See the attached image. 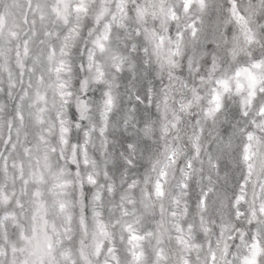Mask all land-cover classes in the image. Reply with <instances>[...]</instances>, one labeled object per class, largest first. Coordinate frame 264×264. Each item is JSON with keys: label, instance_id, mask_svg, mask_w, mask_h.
<instances>
[{"label": "snow or ice", "instance_id": "6c2138e0", "mask_svg": "<svg viewBox=\"0 0 264 264\" xmlns=\"http://www.w3.org/2000/svg\"><path fill=\"white\" fill-rule=\"evenodd\" d=\"M181 3L190 19L184 31L173 37L169 24L178 17L165 0H145L143 6H130V0H0V258L7 264H261L264 104L260 101H264V56L246 51L244 44L251 46L258 41L236 0H232L231 16L241 24L244 44L241 36H233L229 51L234 59L240 58L239 65L214 81L216 87L204 120H196L192 134L191 151L197 159L203 155V136L219 140L220 159L209 151L207 163L216 177L223 174L222 180L214 183L209 175L207 184L202 183L199 192H194V161L187 160L182 179L173 186L168 180V164L176 162L175 147L167 162L153 164L155 176L145 174L141 180L131 181L124 176L122 184L127 191L111 184L102 190L91 172L81 175L82 166L89 163L88 147L78 138L72 142V130L67 125L74 121H67L64 115L73 96L72 87L84 96L76 98L75 112L83 119L82 113L88 110L89 81L80 73L85 77L94 73L95 81L103 82L106 73L97 66L96 52L103 53L114 44V71H120L119 65L125 64L126 58L118 50L119 42L133 18L137 27L128 34L129 39L133 34L137 37L133 51L139 46L145 55L155 57L161 69H172L177 66L176 57L191 48V57L184 58L189 67L198 64L200 29L192 11L205 13L209 0ZM156 21L160 30L155 28ZM85 28L91 47L83 44L81 53ZM217 67L213 57L210 76ZM233 81L237 94L246 93L241 99L243 116L249 117L248 108L252 107L257 118L247 128L234 125L231 134L224 136L208 128V122L214 125L227 106ZM106 95V105L111 108L113 97ZM193 97L200 99L195 89ZM57 99L62 101L59 107ZM147 100V96L143 101L138 97V106ZM183 108L190 112L192 103ZM237 143L239 151L235 153ZM229 153L235 154L240 168V179L231 191L232 177L222 160ZM69 159L75 171L58 163ZM108 193H112V199L106 204ZM112 219L117 223L124 219L120 235V242L126 244L123 250L111 230ZM241 220L255 227L254 235L243 231L233 234L242 227ZM77 236L76 245L65 243ZM245 238L251 241L250 246L245 245L248 254H234L231 242L240 239L245 243Z\"/></svg>", "mask_w": 264, "mask_h": 264}, {"label": "clouds", "instance_id": "9594fccd", "mask_svg": "<svg viewBox=\"0 0 264 264\" xmlns=\"http://www.w3.org/2000/svg\"><path fill=\"white\" fill-rule=\"evenodd\" d=\"M95 3L96 0H93ZM145 0H130V6L137 4L143 6ZM239 11L248 21V27L256 33L258 43L251 46L244 44L241 36V24L236 22L231 16L232 0H209V7L203 14H199L193 9L192 15L197 18L200 34L197 39L196 49L199 62L189 67L185 56L191 57L192 49L184 50L182 56L176 57V67L172 69H161L156 59L151 54L145 55L142 48L137 46L133 51L132 45L136 43L137 37L133 34L131 39L129 33H134L137 22L133 18L128 27L124 29L125 35L121 37L118 50L126 58V63L119 65L120 71H114L116 63L113 61L116 46L106 47L101 53L96 52L98 57L97 66L102 67L106 73L103 82H96L94 73L81 72L80 77L87 78L89 81L88 110L84 113L83 119L80 114L74 110L76 98H84L83 93L72 87L73 96L70 98L68 111L65 112L67 121H74L67 126L72 130V142L77 138L82 144L88 147L87 166H82L81 175L91 172L97 180L98 186L103 190L104 185L111 184L117 189L127 191L122 184V178L128 176L132 179L141 180L145 174L155 176L152 171L153 164L156 161L167 162L169 153L175 147L178 149L174 153L175 163L168 164V180L175 186L176 181L182 179L181 173L185 170L187 160L194 161L192 171L193 191L199 192L202 183L207 184L208 176L212 175L215 183L220 178L215 176L214 170L207 163L209 151L217 159H220L218 148L219 140L211 138L208 135L202 137L201 148L203 155L197 159L192 154V134L196 127V120H204V113L209 106V100L214 94L216 87L214 81L218 78H224L227 75V69L236 68L239 65L240 58H233L230 54L231 41L233 36H241V43L244 44L246 51L253 55L264 56V3L262 0H236ZM169 8H175L178 19L169 24L172 35L175 37L177 32H183L185 24L190 19L188 13H185L181 0H165ZM153 22L149 20L151 26ZM95 27V25H93ZM155 28L160 30V22H155ZM121 31L117 29V32ZM188 39V35H185ZM227 41V42H226ZM83 44H90V38L87 29L82 31L81 53H83ZM124 44L128 47L125 48ZM219 45V46H217ZM137 57L141 59L138 61ZM216 57L218 64L217 71L209 75L211 60ZM78 58V57H77ZM151 73V75H149ZM193 89L196 95L200 97L196 101L193 97ZM110 93L113 97V105L109 108L106 105L107 95ZM246 93L237 94L235 82L233 81V90L227 94L226 107L219 114L216 123L213 125L208 122V128L214 129L216 133L228 136L232 132L234 125H242L247 128L251 120L257 118L255 108L249 107V117L243 116L241 107L242 96ZM147 96V102H141L138 106V97L143 101ZM2 99V98H0ZM192 103L191 111H185L183 105ZM264 104V101H260ZM57 107L62 104L60 99L56 100ZM241 107L240 114L237 115V108ZM54 115V113H53ZM79 124L80 127L75 125ZM175 124L176 127H172ZM167 128V132L164 129ZM227 129V131H223ZM208 129H205L207 133ZM88 133V136H85ZM55 143V138H53ZM239 143H242L240 141ZM239 143L236 144L234 152L238 153ZM62 147V146H58ZM2 151V149H0ZM67 155V154H66ZM227 173L232 177L229 185V191L235 186V182L240 179V168L237 167V161L234 153H229L222 157ZM203 161V163H201ZM59 165H67L69 171H75V167L69 160H60ZM203 168V172L200 169ZM105 169H107L105 178ZM91 191H96V187L88 185ZM112 199V193H108L105 203ZM167 207V201H165ZM109 216L105 215V221L108 222ZM124 219L119 223L115 219L111 220V230L114 232L117 246L123 250L126 244L120 242ZM242 225L234 235L243 231L254 235L255 227L240 221ZM79 237L74 241H66L69 246L77 244ZM233 253H239L241 256L248 254V247L251 241L245 238V243L240 239L233 242ZM0 247H3L0 244ZM10 259V257H9ZM0 264H7L6 259L0 258ZM234 264H239L235 261ZM264 264V259L261 260Z\"/></svg>", "mask_w": 264, "mask_h": 264}]
</instances>
